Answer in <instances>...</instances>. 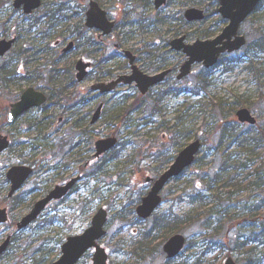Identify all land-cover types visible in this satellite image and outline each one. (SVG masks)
<instances>
[{"label":"rangeland","instance_id":"1","mask_svg":"<svg viewBox=\"0 0 264 264\" xmlns=\"http://www.w3.org/2000/svg\"><path fill=\"white\" fill-rule=\"evenodd\" d=\"M13 1L0 0V40L15 36L20 40L16 42L10 55L0 59V65L10 59L6 62L18 67L19 62L16 61V57L20 56L22 63L24 58L23 55H18L19 53L28 51L26 55L30 57V54L35 51L34 48H39V51L36 50L34 60L29 59L32 61L29 68L33 71V74L28 76L30 80L18 77L19 80L6 85L7 89H3L4 83L0 82V108H5L30 86L42 87L45 90L54 87H67V89L66 92H63V89L57 90L59 95L56 99L60 100V105L54 104L56 100L49 101L47 106L50 107L46 112L35 109L9 129L4 118H0V135L10 134L13 143L11 150H7L0 156V207L10 205L8 203L14 206V203L20 201L22 194L29 193L34 188L39 189L34 196L35 200L27 201L19 209L12 208L11 215L18 221L29 211L38 197L56 185L62 184L52 183L45 177L46 182L37 186L39 183H35L37 181L34 179L21 189L14 201L7 203L9 185L7 186L3 179L8 169L32 159L39 160L43 155H46V158L51 155H48L49 150L44 145L37 151L31 149V145L36 142L39 134L31 130L30 123L43 122L41 135L46 137V143L52 146L69 143L70 148L77 141L80 130L74 128L75 121L81 122L84 128L86 126L91 128L90 144L100 138L117 134L121 140V146L117 148V151L105 156L107 159L105 157L100 159L87 170V175L97 169L99 172L97 176L87 177L81 181L78 191L66 203L49 207L37 223L21 233L18 243L13 244L11 251L0 260V264H49L52 260L58 259L61 252L59 240L83 232L89 227L93 216L101 207L109 211L108 233L101 243L110 254V264H153V257L157 256L160 250L143 262H136L125 252L133 242L139 239L141 232L151 227L154 221L152 218L143 222L136 216V207L150 190V185L145 183L146 178L157 177V172H163L170 165V163L165 164L168 158L172 162V157H175L190 142L195 139L202 140L203 147L198 161L179 179L172 181L166 187L163 192L164 202L158 210L170 209L179 216L194 217V219L202 213V206L198 202H192L188 195L194 197L200 194L207 198V201L213 199L212 191L208 190L207 186L215 172L220 169L223 157L229 155L240 162L245 156L243 150L246 148L239 147L230 141L222 144L221 152L217 150L220 147L222 131L220 128L223 121L227 120L224 123H229L231 120L236 122V112L241 108H248L260 124L264 122V53H253L254 58L251 60L243 56L244 49L236 54L226 55L225 64H220L213 69L209 75V86L205 90L200 89L199 94L191 90L193 88L198 90V75L203 72L202 67H196L191 76L179 83H175L177 80L175 77L177 74H175L144 97L141 108H135L126 115L124 109L128 105L136 100L141 101L142 95L135 85H121L115 92L105 95L88 92L87 87L98 81L110 82L120 74L131 72L129 60L123 55L122 50H131L137 56L140 68L148 74H155L157 71L149 68L153 63L159 65L163 60L168 64H176L181 59L179 54L168 53L170 46L168 47L167 44L172 39L196 31L200 33L199 37L206 30L213 31L212 36L219 34L223 26L217 25V16L194 26H189L180 20L181 15H184L190 7L207 8L210 14L213 13L214 8L209 4L211 0H179V2L176 0L167 9L173 11L175 15V20L170 26L158 28L150 26L145 29L138 28L135 22L141 15H151V0H104V8L110 13L112 19L123 25L130 19L134 24L130 27L125 25L124 28L123 26L117 28L114 35L110 37L112 40L120 41L123 36V48L117 51L110 44L98 55L91 56L89 54L91 49L81 45L65 58L60 56L62 46L58 49L54 47L55 49L48 50V48L61 39V32L78 23L84 13L81 0H72L70 10L67 12V16H70L69 20L60 23L59 26L56 25V28H51L43 15L38 20L25 19L22 10L18 11L14 8ZM64 1L49 0V3ZM42 10L46 11L45 5ZM8 28L10 29L7 35L1 36L2 32ZM118 31L122 32L121 38ZM241 33L251 43L256 42L259 33H264V7L257 16L249 18L242 25ZM198 35H194L193 38ZM87 36L97 38L98 33H89ZM67 43L69 41L65 45ZM110 55L113 58L107 61L106 58ZM239 57L242 60L239 61ZM80 58L93 62L92 78L83 83H78L76 80L75 63ZM100 60L105 61L102 67L98 66ZM55 69L61 70V73L65 70V79L61 76L55 84H52L50 79ZM108 71H114V76L108 75L98 80L100 73H108ZM24 74L28 75L26 72ZM71 78L75 79V83H69ZM177 86L183 87L186 92L178 96L172 90ZM85 96L89 101L83 103ZM102 102L105 103L102 117L97 124L92 125V116ZM225 115L226 118H224ZM61 116L69 117V122L58 125L57 121ZM182 120L185 121L183 125L180 124ZM91 149L92 145L87 147L86 152ZM223 150L226 153L225 156H222ZM45 165H48L47 160ZM77 173L78 166L72 165L69 177ZM252 179L251 177L250 181ZM250 181L243 182V186L248 185ZM218 187L224 192L234 191L233 197L229 198V195H226L228 200L226 203H232L233 210L237 205V209L245 211L247 205L243 201L252 198L250 203L258 204L264 211L263 189L249 186L248 190H235L234 186L223 188L220 183ZM243 224L244 221L240 219L226 224L224 231L210 243L209 237L212 232L207 231L199 220H195L183 228L182 233L189 243L191 242L192 248L186 249L182 261L178 263L186 264L189 261L188 263L193 264L197 259L208 258L209 254L208 260L216 259L219 264H223L228 255H231L237 264H245L244 253L238 250L236 244L239 236H243L241 240L244 242L250 237L249 229L242 228ZM12 229L0 226V244L12 232ZM221 244L224 246L223 249L220 248ZM40 246L48 254L45 263H41L42 254L35 252ZM92 258L93 251L89 252L79 264H93Z\"/></svg>","mask_w":264,"mask_h":264},{"label":"water","instance_id":"2","mask_svg":"<svg viewBox=\"0 0 264 264\" xmlns=\"http://www.w3.org/2000/svg\"><path fill=\"white\" fill-rule=\"evenodd\" d=\"M262 0H220L221 7L219 11L224 18L229 19L231 23L224 29L223 33L214 40H198L194 44H186L185 37H181L172 41V47L176 50H183L189 56V59L184 63L181 68L179 78L187 76L195 63H204L207 68L213 67L218 63L219 57L222 53L241 49L246 39L244 36H238V30L242 22L256 9ZM167 0H155V6L157 9L161 8ZM42 4V0H15V7L21 8L25 13H32L35 9L39 8ZM86 4L90 6L87 12L86 25L89 28H96L102 30L104 34H110L114 27L115 22L109 20L107 12L103 10L96 1L86 0ZM188 21H200L205 19V13L203 10L197 8L188 9L185 13ZM235 38V40H233ZM15 42L12 40H2L0 42V56H4L13 46ZM74 47V43H70L67 48L63 50L64 53L68 52ZM130 58L131 64H134L136 57L127 52ZM91 63H86L84 60H79L76 64L78 70L77 79L82 82L88 75V68ZM133 74L120 76L117 80L111 83H97L90 87L93 90H100L102 93L110 92L116 86L124 82L131 84L137 83L138 88L143 94H146L148 90L159 83H161L169 71L157 74L155 76H149L144 74L136 65H133ZM47 100L44 93L29 88L23 94L21 100L11 106V110L8 114V121L13 123L16 119L35 106H41ZM103 105H100L96 113L93 116L92 123L95 124L101 117ZM239 121L243 123L256 124L257 119L252 115L251 111L247 108L240 109L237 112ZM118 139L116 137H109L106 139H100L96 141V153L93 155V159L101 156L116 146ZM10 145L8 136L0 137V154L5 151ZM202 143L200 140H195L187 147H185L177 156L171 167L166 170L157 180L154 181V185L149 194L144 197L142 203L137 208L138 215L147 219L152 216L158 206L162 203L161 192L166 185L175 177L180 176L183 171L190 167L196 158V155L200 152ZM33 169L29 166L18 165L13 166L7 173L8 179L11 181L10 196L14 195L18 191L25 181L32 174ZM78 177L72 179L64 186H57L46 197L39 200L31 212L25 215L16 225L14 234L19 233L24 228L28 227L33 221H35L40 214L45 210L47 205L53 201L63 198L69 190L78 181ZM147 181H152L148 178ZM9 220L8 212L6 208H0V224H3ZM108 221V211L104 208H100L92 219L91 226L87 228L82 234L71 236L62 246L61 257L52 264H77L82 256L90 249L95 248V254L93 258L94 264H108V253L106 249L98 242L103 238L107 231L105 225ZM11 242V236H9L5 242L0 246V256L7 250ZM186 239L183 235L177 234L171 237L163 246L161 255L155 262V264H163L166 260L173 259L180 254L185 246ZM225 264H236L232 257H229Z\"/></svg>","mask_w":264,"mask_h":264},{"label":"trees","instance_id":"3","mask_svg":"<svg viewBox=\"0 0 264 264\" xmlns=\"http://www.w3.org/2000/svg\"><path fill=\"white\" fill-rule=\"evenodd\" d=\"M6 1V0H4ZM44 5L46 6V11L44 12L45 18L49 22V26L57 27L60 23L69 20L70 16H67V10L66 5L64 2L61 3H49V0H44ZM176 0H169V4L175 3ZM213 2H215V7L218 4L217 0H211L209 3L211 6H213ZM150 9L153 11L151 12V15H141L139 19L135 22L136 26L138 28H149L154 27H164V26H170L173 20L175 19V16L172 13L166 12L164 9L160 11H156L152 7V0L150 1ZM207 7L209 5H206ZM146 10V9H145ZM148 12V11H147ZM218 13V9L214 8L213 13L208 15V19L212 18L213 14ZM181 19L184 21L183 17ZM207 19V20H208ZM218 22L220 24H223L224 21L221 18H218ZM132 25V23H130ZM57 25V26H56ZM90 30L87 29L84 25V17H81L78 21V23L74 26H70L67 28L64 32L61 33V37L64 39H74L78 45V47H81V45H85L91 50L89 51L90 55H94L96 47L99 48L100 44L99 42L92 36H87L89 34ZM178 32V31H177ZM194 35L200 34L198 31L192 33ZM190 36V35H188ZM212 33L211 30L204 31L200 37L202 38H208L211 37ZM199 37V35H198ZM253 50H257L258 52L264 53V33L262 36V39L260 42H257V46L251 45L248 48V55L250 56ZM171 52V51H169ZM259 70V69H258ZM206 77H201L199 79V88L201 90H205L208 86V76L211 74L210 71L205 72ZM108 74H112L110 71L109 73H100L99 79H102L106 77ZM18 73L15 70L11 69H0V80L5 82H10L13 79L9 78H15L17 79ZM71 83H75V79L71 78ZM70 83V84H71ZM173 91L175 89H172ZM166 93L169 91H165ZM176 94H179L181 91H176ZM145 100L144 97L140 100H136L130 105L125 108L124 112L126 115L133 111L135 108H141L143 105V101ZM88 97H83V103L88 102ZM138 106V107H136ZM125 115V116H126ZM181 118V117H180ZM226 118V115L224 116ZM227 120L223 121V124L218 128L222 129L221 135H220V147H218V151L221 152L222 144L225 143V141H230V143H235V145H239V147H244L246 149L243 150L244 159H242L240 162L237 160H234L231 158V156H227L224 150L222 151L223 162L220 165V169L215 172L214 176L212 177V180L209 182V185L207 186L208 190L212 191V197L213 199L208 200L207 198L203 197L202 195L198 194L193 197V195H188L189 199L192 202H198L202 206V213L197 215V219L201 220L203 219V227L209 231L213 232L210 234V239H213L210 241V243L214 242L216 236H219L224 230V226L226 224H231L237 219H242L244 221L242 228H248L250 231V237L246 238L247 241L241 240L243 236H239L236 240V244L238 246V250L241 252L243 251L246 263L245 264H264V211L258 204H251L252 198H247L246 201H243L247 205V209L240 210L237 209V205L235 206L233 210L232 203H226L227 197L226 195L234 196V191H221L218 187V184H222L223 188L228 187H235V190H248L252 186L254 188H260L261 190H264V122L262 124H258L257 126L249 127V126H241L240 124H237L235 121L231 120L229 123H224ZM184 120L180 122L181 125L184 124ZM42 121H36L35 123H30L29 127L32 131H36L39 136L36 139L38 143H42L43 141H46V137H42ZM231 123V125H230ZM74 127L80 129V135L79 140H84L86 147L91 146L90 139H91V128L86 126L85 128L79 121L74 122ZM241 128H247L246 130H243ZM182 130V129H180ZM181 133V131H179ZM183 134V133H182ZM184 137V136H183ZM177 140V138H176ZM88 144V146H87ZM121 145V143L119 144ZM39 145H35V149ZM114 151H117V148L114 149ZM259 152V153H258ZM247 154V155H246ZM88 157V152L87 155ZM107 156V154H106ZM104 158V157H103ZM105 159H107L105 157ZM170 160V158H168ZM168 160V161H169ZM168 161L165 163L167 164ZM198 161V159H197ZM104 166V165H103ZM44 168V167H42ZM99 170H94L91 175L89 176H97ZM160 174L161 172H157ZM251 177L253 178L251 181ZM250 181L248 185L243 186V182ZM237 183V184H235ZM185 193L187 194V190H185ZM24 195L22 194V197ZM69 198L66 197L61 202H65ZM227 200V201H226ZM20 201H23V199H20ZM19 201V202H20ZM16 203L15 206H18L20 203ZM16 208V207H15ZM124 218V217H123ZM194 217H182L179 216L175 211H172L170 209H166L163 211H158L153 215V224L149 228H145L143 232H141V236L136 242H133V244L129 247L127 251H125L127 254H129L136 262L145 261L149 256H154L159 251V247L161 244L167 240L171 235L177 232H181L182 228L184 226H187L191 224L195 219H192ZM228 218V221L226 222ZM40 220V219H39ZM38 220V221H39ZM37 221V222H38ZM16 220L11 217V222L9 224H6L5 227H11L13 224H15ZM21 236V233L18 235H15L12 238V244L9 247L6 254L11 251L13 244L18 243L19 238ZM161 236V238L159 237ZM160 238V239H158ZM159 241L158 243H156ZM250 241V242H249ZM64 242V239H60L58 244L61 245ZM253 244V245H252ZM213 245V244H212ZM260 246V247H258ZM212 248V247H211ZM36 254L39 252L42 254L41 263H45L46 259L48 258V254L43 251L42 246H40L36 251ZM5 254V255H6ZM35 254V253H34ZM5 255L3 257H5ZM2 257V258H3ZM156 257V256H155ZM153 257V258H155ZM183 257L177 258L175 260H172L168 262L167 264H179L178 262L182 261ZM186 262V264H191ZM216 259H206V261H203L202 259H199L195 261L193 264H219L217 263ZM180 264H185L184 262Z\"/></svg>","mask_w":264,"mask_h":264},{"label":"flooded vegetation","instance_id":"4","mask_svg":"<svg viewBox=\"0 0 264 264\" xmlns=\"http://www.w3.org/2000/svg\"><path fill=\"white\" fill-rule=\"evenodd\" d=\"M42 1L44 3V0H42ZM73 1H77V0H73ZM94 1H96L100 5V7H102L104 10H106L104 8V0H94ZM81 2H82L81 7H82V9L84 11V13H82L81 16L82 17H85L86 16V13L88 11V7H87V5L85 3V0H81ZM71 3H72V0H65L66 7L69 6V8H70ZM42 9H39V10H36V11L32 12L30 15H25L24 14L25 19H27V20L28 19H37L38 20V18L41 15H43V18H45V14L43 13L44 11ZM20 10L21 9H19L18 11H20ZM126 12L130 13L129 11H126ZM107 13L110 16V13L108 11H107ZM110 18L112 19L111 16H110ZM112 20H114V19H112ZM47 22H48V20H47ZM115 22H116V30L119 27L122 28V26L124 28L125 25L126 26L128 25L129 27L132 26L130 23L133 24V22H131L130 19L125 23V25H123L121 23H118L116 20H115ZM9 29L10 28L5 29L4 32H2L1 36H4V35L6 36L7 33L9 32ZM116 30H114L110 36H103L102 33H100L99 31H94V33L95 32L98 33V36H97L96 40L100 44L99 48L96 47L95 56L98 55L100 52H102L103 49H106V46H109L110 44H112L113 47L117 51H118V49H122L123 48L124 45H123V36L121 35L122 32L120 33V31H118L119 34H120L119 37L121 38V36H122V38H121L122 40L119 41V40H112V39H110V37L114 35V33L116 32ZM10 39H14L15 40V43L13 44L12 48L4 56H0V59H3L7 55H10L11 52H12V50H13V48H14V45L16 44V42L20 40L19 37L15 36L13 38H7V37H5V38L1 39L0 42L2 40H10ZM73 43H74V49H73V51H74L76 49V42H73ZM64 45H65L64 42L60 39V40L55 41L54 44L50 45L49 48H48V50L55 49V48L58 49L61 46L64 49L65 48ZM63 49L60 52L61 53L60 56L63 57V58H65L71 52L64 53V52H62ZM33 50H35V51L30 54V57L26 55V53L27 54L29 53L28 51H24V52L18 54V55L21 54V55L24 56L23 63L21 62V59L22 58H20V56H17L16 57V59H17L16 61L19 62L18 67L16 65L14 66L10 62H6V61H9L10 60V59H7L2 65H0V69H7V70L8 69H11V70H15L18 73V75H17L18 77H20L22 79H25V80H30V77H28V76L32 75L33 74V71L29 68L30 67V63L32 62L29 59L30 58H33V60L35 59V57H36V53L35 52H36V50L39 51V48H34ZM130 51L131 50H122L123 55L125 57H127L126 53L127 52H130ZM57 54H58V52H57ZM117 54H118V52H117ZM112 58H113V56L110 55V57H107L106 60L108 61L109 59H112ZM104 62L105 61H102V60L98 61V66L99 67H102V63H104ZM136 63H137V56H136ZM130 67H131V65H130ZM149 68L152 69V70H156L157 71L156 73L163 72V71H165L167 69V68H165V65L163 63V60L159 63V65H156V63L155 64L153 63ZM168 69H170V71H171V73H170L171 76H173V75L176 74V69L175 68H171V66H170V68H168ZM25 72L28 75L24 74ZM110 72L112 74H114V71H110ZM120 75H122V74H120ZM61 76H62L63 79H65V70L61 73V70L55 69L54 70V74L51 77L50 81L52 82V84H55L56 81H58V79H60ZM9 79H13L14 80V81L11 80L10 82H15L16 80H19V79H15V78H9ZM0 81H2V80H0ZM2 84H3L2 85L3 89H7V86L6 85L8 83H5V81H2ZM30 87H33L36 90H39L41 92L46 93L47 96H48L47 103L43 104L40 107L31 108V109L25 111L24 114H22L13 124H9L7 122V116H8L9 111L11 110V106L13 104H15L16 102H18V100L21 98V96L20 97H17L16 96V98L13 99L11 101V103L9 102V105H7L5 108H0V118H2V119L4 118L5 124L7 125L8 129L11 128V127H13V126H15L16 123H18L21 119H23L24 117H26L27 114L32 113V111H34L35 109H38V110H41V111L46 112L49 109V107H50V106L49 107L47 106V104H48L49 101L52 102L53 100H56V102L54 104L55 105H57V104L60 105V100H57L56 99L58 97V95H59L58 94V91H60V90L63 89V92H66V89H67V87H63V88H60L59 87L60 89L57 88V87H54L52 89L49 88V89H46L45 90L42 87H36V86L35 87L34 86H30ZM64 108L67 109L66 107H64ZM57 122H58V125H62L65 122L68 123L69 122V117L66 118V116H61V117H59V119H58ZM58 132H60V131H58ZM2 135L9 136L10 141H11L10 134H1L0 136H2ZM86 149H87V147H86V144H85L84 140H79V137H78L77 141L72 144V146L70 148H69V143H65V144L64 143H61L60 145H53L52 147H50L49 152H48V155L49 154H51V155H49L47 158H46V155H43L42 158L39 159V160L34 161L32 159V161H28V165H30V166H32L34 168V172H33L32 176L30 177V179L26 183H30L31 181H33L35 179L37 181L35 183H40L41 184V183H45L46 182V179H49L52 183H62V184H58V185H63L65 183H69L75 177H78L79 179L76 182L78 184H76V186L72 190V191H75L76 190V187L79 185V183L81 181H83V180L86 179V171L90 167L94 166L98 162V160H99V159H97V160H91L89 166H87V162L90 160L91 155L94 153V150H93V152L90 151L88 153V157H87V156H85V155H87ZM8 150H11V149H8ZM46 160L48 161V165H45ZM24 164H27V163H24ZM72 165L73 166H78V173L75 174V175H73L72 177H69V171H70V167ZM46 166H47V168H46ZM42 167H44V168H42ZM45 177H46V179H44ZM3 180H4L5 183H10L8 181V179L6 178V173L4 174V179ZM52 189H50L49 191H51ZM36 191L39 192V189L34 188L29 193H27L26 195H24L21 198V199H23V201H20L19 202L20 204H19V206L16 209H19L20 207H22L29 200H35L34 199V196L37 195V192ZM42 195L40 197H38V199L42 198ZM16 196H14V197H16ZM36 201L34 202V204L36 203ZM34 204L31 206V208L29 209V211L32 209V207L34 206ZM9 209L10 208L8 207V210Z\"/></svg>","mask_w":264,"mask_h":264}]
</instances>
